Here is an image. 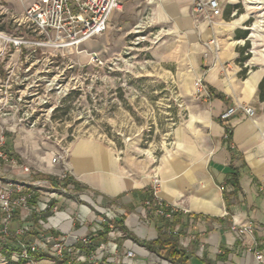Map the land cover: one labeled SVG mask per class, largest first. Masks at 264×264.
<instances>
[{
    "label": "crops",
    "instance_id": "0c3cea01",
    "mask_svg": "<svg viewBox=\"0 0 264 264\" xmlns=\"http://www.w3.org/2000/svg\"><path fill=\"white\" fill-rule=\"evenodd\" d=\"M137 1L152 7L155 22L171 26L174 37L170 46L177 49L185 76L182 97L186 116L175 125L170 143L158 156L118 152L91 139L75 141L68 164L77 197H60L47 226L69 233L68 242H74V235L96 229L97 216L107 211L112 229L105 225L92 239L98 256L107 264H175L139 242L153 240L159 234L157 216L142 210L152 180L157 177V196L186 210L179 212L176 223L180 229L177 242L188 256L185 264H260L246 246L255 241L257 247L264 248V112L258 99L264 49L248 50L249 57L243 62L247 71L240 77L237 48L244 39L235 38V31L245 29L246 19L255 11L249 8L245 15L244 11L233 10L229 18L221 15L209 23L195 20L191 0ZM125 3L121 2L118 10ZM249 3L258 10L264 0ZM116 16L122 17L120 11ZM257 16L261 19L256 28L259 22L264 23V6ZM247 29L250 43L252 36L261 38V34L251 32L253 27ZM211 38L219 49L216 56L205 57L204 43ZM190 63H194L193 70ZM197 78L214 94H208L207 89L196 95L193 81ZM255 104L260 105V112L253 116L238 109L227 121L219 117L228 106L253 108ZM232 170L238 173L236 188L228 182ZM246 223L252 224L251 234L240 235L232 228ZM128 250L132 256L125 255ZM35 264L69 263L43 257Z\"/></svg>",
    "mask_w": 264,
    "mask_h": 264
},
{
    "label": "rangeland",
    "instance_id": "374dc122",
    "mask_svg": "<svg viewBox=\"0 0 264 264\" xmlns=\"http://www.w3.org/2000/svg\"><path fill=\"white\" fill-rule=\"evenodd\" d=\"M29 1L0 0V30L35 39L33 26L24 17ZM249 1L253 0H221L222 16L225 11L228 18L233 10L245 15L249 8L255 11L244 28L253 27L251 32L261 38L252 36L251 43L246 38L240 47L248 41L246 51L263 50L264 23L254 25L264 3L254 10ZM121 2H126L118 10L122 17L116 16L117 11L99 35L58 49L49 45L11 48L12 54L0 62V81L7 74L12 81L0 91V128L6 147L40 174L69 170L70 148L84 138L118 152L158 156L170 143L175 125L186 116L185 76L177 49L170 46L171 26L155 22L146 2ZM193 66L190 63L189 68ZM258 106L252 108L255 113L260 112ZM54 154L62 155L59 163L50 162Z\"/></svg>",
    "mask_w": 264,
    "mask_h": 264
},
{
    "label": "built area",
    "instance_id": "2783aa9c",
    "mask_svg": "<svg viewBox=\"0 0 264 264\" xmlns=\"http://www.w3.org/2000/svg\"><path fill=\"white\" fill-rule=\"evenodd\" d=\"M221 0H191V13L196 21L212 23L222 15ZM121 0H30L24 8V17L30 21L36 33L35 39L14 37L0 30V62L10 49L20 50L21 46H51L55 49L77 45L81 41L103 33L112 13L120 9ZM204 56H216L219 49L214 38L205 42ZM93 59H97L95 55ZM10 75H4L1 88L11 86ZM196 93L207 88L201 78L194 81ZM238 109L248 116L254 110L245 105H232L219 115L227 121ZM264 136V135H263ZM62 155L54 154L52 164L59 163ZM31 165L19 161L7 150L3 128H0V264H35V255H46L53 261L66 260L69 264H107L98 256L93 246V235L106 225L112 229L111 217L107 211L97 216V228L68 242L70 234L52 231L47 219L58 208L59 198H76L74 179L68 169L40 174ZM46 175L50 176L47 177ZM158 178L154 177L150 186L152 200L143 202V213L151 210L155 216L171 220L177 212H186L177 203H166L157 196ZM17 222V224H13ZM238 234H251V223L232 227ZM167 232L179 236V225L168 228ZM112 231H108L111 235ZM121 234V233H119ZM28 235V238H27ZM246 251L252 253L256 261L264 264V248L251 241ZM132 256V251L125 252Z\"/></svg>",
    "mask_w": 264,
    "mask_h": 264
},
{
    "label": "trees",
    "instance_id": "16d2710c",
    "mask_svg": "<svg viewBox=\"0 0 264 264\" xmlns=\"http://www.w3.org/2000/svg\"><path fill=\"white\" fill-rule=\"evenodd\" d=\"M225 18H228V11H225ZM248 34L247 29H241L235 31V38H243L246 39ZM248 48V41H245V44L242 47H238L239 56L237 61L239 62L241 69L239 71V76L244 77L247 71V68L243 66V62L249 57V52L246 51ZM208 94H214L213 89L207 87ZM258 99L261 103V110L264 112V75L262 76L259 84H258ZM226 127V136L229 137L230 133ZM7 150H9L7 148ZM237 171L232 170L229 174L228 182L232 184L235 188L237 187ZM47 177H50L46 175ZM74 182V181H73ZM146 199L152 200L151 189L149 190V195ZM145 199V200H146ZM149 212L152 213L151 210ZM153 214V213H152ZM179 212L173 215L171 220L165 219L163 217H158V221L161 223L158 236L150 241H139L141 244L145 245L149 250L154 251L159 256H162L175 264H185L187 261V253L186 251L178 244L177 235L173 233L167 232L168 228L173 227L176 223L179 222ZM125 231V229L122 227ZM38 258L46 257V255H35Z\"/></svg>",
    "mask_w": 264,
    "mask_h": 264
}]
</instances>
